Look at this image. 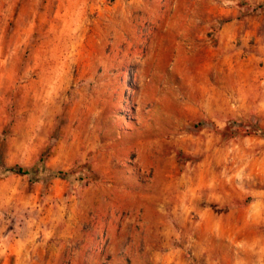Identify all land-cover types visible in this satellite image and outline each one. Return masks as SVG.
<instances>
[{
  "label": "rangeland",
  "instance_id": "rangeland-1",
  "mask_svg": "<svg viewBox=\"0 0 264 264\" xmlns=\"http://www.w3.org/2000/svg\"><path fill=\"white\" fill-rule=\"evenodd\" d=\"M250 129L264 0H0V264H264Z\"/></svg>",
  "mask_w": 264,
  "mask_h": 264
},
{
  "label": "crops",
  "instance_id": "crops-1",
  "mask_svg": "<svg viewBox=\"0 0 264 264\" xmlns=\"http://www.w3.org/2000/svg\"><path fill=\"white\" fill-rule=\"evenodd\" d=\"M253 218L255 220V217H253ZM216 225L218 226V228L214 233L211 234V237H210V243L214 244L213 246H216V248H217L219 245H224V242L226 240H228V242H230V243H233L235 241V239L233 237H231V236L226 237L225 236L222 229H220L218 222H216ZM198 244L199 243H192L190 246H192L194 248V247L198 246ZM168 264H218V263H217V261H213V260L207 261V262L200 261V262L195 263V262L190 261V260L171 258V259H169Z\"/></svg>",
  "mask_w": 264,
  "mask_h": 264
},
{
  "label": "trees",
  "instance_id": "trees-1",
  "mask_svg": "<svg viewBox=\"0 0 264 264\" xmlns=\"http://www.w3.org/2000/svg\"><path fill=\"white\" fill-rule=\"evenodd\" d=\"M227 129H225L222 134L225 135ZM250 132H253L255 134H264L262 133L260 130L258 129H250V130H246L244 131L245 135H248ZM6 172L9 173V174H17V175H27V176H30L32 174L31 170H24L23 168L21 167H14V168H9V169H6Z\"/></svg>",
  "mask_w": 264,
  "mask_h": 264
}]
</instances>
